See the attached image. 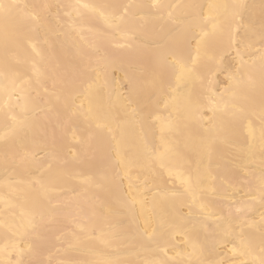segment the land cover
<instances>
[{
	"label": "bare ground",
	"instance_id": "1",
	"mask_svg": "<svg viewBox=\"0 0 264 264\" xmlns=\"http://www.w3.org/2000/svg\"><path fill=\"white\" fill-rule=\"evenodd\" d=\"M20 4H166L178 5L176 8L164 10L173 13L177 23L164 21H141L137 16L133 20L135 38L123 39L108 27L105 20L89 9H79L81 16L77 17L72 9H51L40 25L28 20H21L26 39L17 47L9 51L8 64L10 70L5 78V55L2 28H0V135L3 134L2 125L4 103H8L18 112V105L28 103L44 109L37 112V119L41 129H34L26 133L28 147L38 153L37 160L44 157L42 142L51 139L53 135L60 137L61 127L66 123V117L57 113L62 110V102L58 104L53 91L62 93L75 106L83 103V109L91 105L92 118L84 115L73 117L77 136L94 134L93 142L100 148L97 157L74 170V174L66 178L61 185L63 189L59 195L62 207L52 214L51 222L46 215L43 224L37 219V225L47 240L45 256L51 255L53 262L59 260H78L84 258L104 259L106 253H113L100 240L92 241L96 255L85 257L78 251L69 248L74 244L71 235L78 232L70 220L75 218L82 222L88 217L95 222L96 234L100 235L102 227L106 234H116L120 237L118 243L132 247H120V258L143 261L149 258V253L139 247L138 240L145 230V214L139 201L143 199L141 193L147 195L149 201H155V221L153 226L159 228V221L163 219L183 218L185 231L176 234L169 243L175 245L174 251L183 252L186 248L184 235L199 234L203 239L207 232L215 227L213 220H205L199 207L200 200L195 203L191 196L177 200L172 196L174 192H182L181 179L189 174L193 176L197 170L204 176L210 172L217 179V191L227 193L237 201H245L250 205L247 218L259 222L264 213V205L257 199L249 201L247 196L250 181L255 186L261 168L264 167V152L261 138V118L259 111V85L253 94L254 110L249 100L245 99L242 88H234L236 95L228 94L223 100L210 101L207 92L208 81L219 94L229 86L227 77L236 74L241 60L237 57L239 51L246 65L256 62L257 81L260 64L261 44L255 41L251 49H246L242 43L244 29L237 24L239 17L231 23L232 43L223 35L228 31L231 19V8L225 5L237 3L258 4L259 0H16ZM216 6V7H210ZM65 11H73L76 28L69 27L72 21L64 15ZM133 11H148L134 9ZM198 22L205 26L206 31H212L216 25L217 37L214 46L209 48V54L215 59L211 63V70L202 73L203 82L188 80L181 84L177 92L168 90V95L154 96L145 91L142 102L146 105L145 112H150L147 120L140 124L126 122L125 100L128 94L129 79L139 76L148 67L153 53L158 46L164 44L169 37H176L180 27L190 22ZM202 33L199 27L193 26L188 35L185 57L191 62L196 57L197 41ZM124 44L125 47H117ZM131 45L128 47L127 45ZM99 49V51H95ZM87 51L91 57V66L86 74H82L79 53ZM202 49L201 63H207ZM39 72V76L37 75ZM175 73L171 76L172 88H176ZM239 79V76H237ZM56 88L53 89V81ZM89 85L92 87L89 88ZM47 89V91H45ZM175 96V102L171 97ZM216 105V118L209 119L213 113L209 111L212 104ZM225 103L228 108L225 109ZM167 105V106H166ZM243 107L251 111L249 119L233 122L228 112L232 106ZM51 109V111H48ZM203 114V115H202ZM169 117L176 127L166 132L162 139L161 120ZM107 125L97 128L96 124ZM109 128L112 131H109ZM37 142L33 147L32 140ZM19 145V140L12 141ZM212 144L209 157L206 144ZM79 145L71 138V134L64 142V154L70 158V148ZM16 151H8V162H5V146L0 141V262L7 264L9 258L15 259L11 249L4 251L5 234L12 231H24L29 219L31 202L37 195L34 178L42 173L43 168L34 165L21 164ZM103 156H107L111 163L110 172L117 175L114 186L98 189L94 183L86 182L90 175H97L103 167ZM13 160L16 162L13 163ZM46 168V165H45ZM184 174L183 177L176 175ZM76 173H79L76 175ZM252 173V175H248ZM208 180L203 181L207 186ZM233 186L239 189L233 191ZM155 194V195H154ZM126 202L121 207L120 202ZM204 202L219 204L221 201L212 195H206ZM231 201H223L227 204ZM23 213V215H22ZM152 226L147 228L151 231ZM11 230V231H10ZM238 230V229H237ZM255 234L257 241L260 232L258 228L246 229ZM81 238L84 234L80 233ZM220 247L219 253L230 261H239L244 257L233 256L229 249ZM59 249V251H58ZM191 251V249H188ZM136 253L135 255L129 254ZM258 252V248H257ZM11 253V257L10 254ZM226 254V255H225ZM112 258H116L113 253ZM250 259V258H249Z\"/></svg>",
	"mask_w": 264,
	"mask_h": 264
},
{
	"label": "snow or ice",
	"instance_id": "2",
	"mask_svg": "<svg viewBox=\"0 0 264 264\" xmlns=\"http://www.w3.org/2000/svg\"><path fill=\"white\" fill-rule=\"evenodd\" d=\"M178 5L166 4H20L16 0H0V28H2L4 39V55H5V78L10 70L8 64L9 51L13 47L19 46L27 37L20 25L21 20H28L33 24L40 25L43 20L51 14V9H72L75 11L77 17L81 16L79 9H89L98 14L107 23L108 27L113 32L123 39L135 38V25L133 20L138 16L141 21L149 19L153 21H164L176 24L177 21L173 17V13L168 11L167 17L164 15V10L169 8H176ZM210 7H216L211 6ZM225 8H231V19L229 20V28L225 35L229 44L232 43L231 23L237 17L239 21L237 24V31L240 27L244 29V39L242 43L246 49H251L255 41L261 44L260 64L257 69L256 62L253 61L251 65H246L243 62V57L240 52H237V57L241 60L240 66L236 69V74H229L227 77L229 86L219 94L209 80L207 85V92L210 101L217 99L223 100L228 94L233 97L236 93L234 88H242L245 94V99L249 100L250 107L254 110L255 99L254 93L256 91L257 83L259 85V111L261 118V138L264 140V0H259L258 4L237 3L233 5H225ZM134 9H147L148 11L136 12ZM73 11H65L64 15L69 18V27L76 28ZM199 27L202 33L200 40L197 41L196 57L189 62L185 57L186 46L189 43L188 35L192 27ZM217 30L216 25H213L212 31H206L205 26L198 22H190L188 25L180 27L176 37H169V39L158 46L153 53L152 59L148 67L144 68L139 76L129 79L128 94L124 97L126 109L124 115L126 122L140 124L147 120L150 112H145L146 105L142 102V96L145 91L151 95L160 97L168 95V90L177 92L180 85L188 80H200L203 82L202 73L211 70V63L214 61V55L209 54V48L216 43ZM117 47H125L124 44H117ZM131 47V45H127ZM207 58V63H201V52ZM99 51V49H95ZM80 63L82 65V74H86L91 66V57L87 51L81 50L79 53ZM177 85L172 88L171 76L175 73ZM39 76V72H37ZM239 76V79L237 78ZM92 86L89 85V88ZM56 88V81H53V89ZM47 91V89L45 90ZM52 95L58 104L62 102V110L58 112V117L64 115L66 123L61 127L60 137L55 135L51 139L45 138L42 142V150L45 155L40 160H37L38 153L28 147L26 142V133L34 129H41L42 125L37 119V112L44 111V109L36 106H29L28 103L18 105L17 112L9 103L5 101L2 125L4 132L0 135V141L4 142L5 146V162H8V151H17L19 162L21 164L34 165L38 168H43L47 175L43 173L34 178L37 195L31 202V210L28 213L29 219L27 227L24 231H12L9 236L5 234L4 251L11 249V253L15 254V259L9 258L7 264H54L51 255L45 256L47 251V240L43 231L37 225V219L40 224L45 221V216L51 222L52 214L62 207L59 200V195L63 189L61 185L66 178L74 174V170L80 165H83L97 157L101 151L99 146L93 142L94 134L89 132L87 136H77L73 117L84 115L86 118H92L91 105L87 112L83 109V103L75 106L68 98L63 97L61 92L53 91ZM175 102L176 97H171ZM167 106V105H166ZM224 108H228L225 103ZM51 111V109H48ZM209 111L213 113L209 119L216 118V105L212 104ZM251 111H246L243 107L232 106V110L227 113L233 122L244 119H249ZM203 115V114H202ZM161 120V134L162 139L166 132L172 131L176 125L169 117L167 120L157 116ZM107 125L96 124L97 128L106 127ZM109 131H112L109 128ZM71 134V138L79 145L78 148H70L71 156L66 158L64 154V142L66 137ZM19 140V145L12 143V141ZM33 147L40 146L33 139L31 141ZM209 157L212 152V144H206ZM262 152H264V145H262ZM103 167L99 170L97 175H90L86 182L94 183L98 189H104L106 186H114L117 183V175L110 172L111 163L107 156H103ZM16 161L13 160V163ZM46 165V168H45ZM79 173H76L78 175ZM176 175L183 177L184 174L177 172ZM252 175V173H248ZM207 179V186L203 185V181ZM216 177L210 172L204 176L197 170L193 176L189 174L186 178L181 179L183 186L182 192H174L172 196L177 200H183L185 196H191L193 203L200 200L199 207L205 220H213L215 227L211 232H207L203 239L199 234L189 236L184 235V244L186 248L183 252L175 251V255L170 256L169 251L175 250V245L169 247L171 239L176 234H183L185 231V223L183 218L177 217L171 220L161 219L159 221V228L153 226L155 221V201H149L146 194L141 193L143 199L139 201L141 208L145 214V230L138 240L139 247L149 253V258L143 261H134L130 259L120 258V247H132L130 245H122L118 243L120 237L116 234H106L103 228H100V235L97 236L96 230L99 227L95 222L90 221L88 217H83L82 222H78L75 218L70 220L74 224L78 232L73 231L71 235L75 243L70 244L69 248L73 251L82 253L85 257H92L96 255V250L92 246V241L100 239L107 248L113 249L116 258H112L113 253H106L104 259L84 258L78 260H59L55 264H230V261L221 256L219 253L220 247H227L229 244L233 245L229 251L233 256L244 257L239 261H232L231 264H264V213L261 214L259 222L247 218V211L250 205L245 201H237L231 195L224 193L220 194L217 191L215 184ZM257 183L254 186L252 182L245 181L248 184L247 196L249 201L257 199L264 205V167ZM239 189L233 186V191ZM155 195V194H154ZM206 195L217 197L221 203L213 204L211 202L205 203ZM223 201H231L230 203H223ZM121 207H126L124 201L120 202ZM23 215V213H22ZM152 226L151 231L147 228ZM258 228L260 235L257 241L255 234L246 229ZM238 229V230H237ZM11 231V230H10ZM80 233L84 236L81 238ZM258 248V252H257ZM191 249V251H188ZM59 251V249H58ZM11 253L9 254L11 257ZM135 255L136 253L130 252ZM226 255V254H225ZM250 258V259H249ZM3 264V262H0Z\"/></svg>",
	"mask_w": 264,
	"mask_h": 264
}]
</instances>
